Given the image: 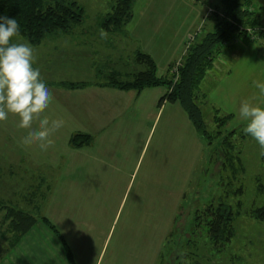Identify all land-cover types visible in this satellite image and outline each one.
<instances>
[{"label": "rangeland", "instance_id": "1", "mask_svg": "<svg viewBox=\"0 0 264 264\" xmlns=\"http://www.w3.org/2000/svg\"><path fill=\"white\" fill-rule=\"evenodd\" d=\"M76 1L84 7L85 18L73 32L47 37L40 44L16 37L31 45L35 66L43 77L49 83L94 81L96 72L92 65L96 69L105 62H113L115 69L125 73L143 70L135 62L136 45L124 32H107L106 38L96 39L99 20L112 11L115 0ZM141 5L153 14L184 16L189 27L195 24L192 31L199 29L200 35L211 31L216 15L223 17L217 11L220 0H137L134 12ZM240 30L245 31L247 38L237 37L234 48L224 49L216 56L197 95L206 104L208 129L214 136L222 130L211 143L199 135L180 107L167 103L157 119L155 114L143 125L137 121L138 115L133 116L129 128L120 134L123 146L131 150L126 168H115L120 172L101 178L100 184L80 183L76 178L63 177L60 169L52 166L42 168L54 171V175L38 174L32 165L34 152L25 149L23 153L26 145L20 143L18 118L9 114L7 120L0 121V256L15 235L6 215L10 208H22L37 218H50L66 238H75L74 233L83 229L94 259L106 243L103 264L109 260L113 264H264V212L255 215L264 208V155L256 141L244 134L246 122L238 116L239 103L253 100L257 94L253 81L264 80V22ZM91 37L94 43L90 41L89 47L81 45V41ZM194 38L190 44L197 39ZM232 50L240 53L238 58L241 54L248 56L250 66H246V61L244 65L241 60L235 62ZM179 64L171 69L175 80L179 77ZM253 102H264V98ZM217 108L220 116L230 113L234 118L225 126L216 125L212 116ZM233 130H238L235 136L230 134ZM226 136L232 146L226 143ZM238 152L245 163L239 167L236 159L235 173L227 158H235ZM19 157L23 159L21 164ZM42 185V191L48 194L43 200L32 195ZM23 195L26 198L22 199ZM221 199L233 204L234 209L238 202L242 204L236 213L235 235L230 241L215 245L209 240L205 212ZM76 218L78 224L74 226ZM171 218L175 226L166 236ZM163 240L166 245L158 258V243L162 245Z\"/></svg>", "mask_w": 264, "mask_h": 264}, {"label": "crops", "instance_id": "2", "mask_svg": "<svg viewBox=\"0 0 264 264\" xmlns=\"http://www.w3.org/2000/svg\"><path fill=\"white\" fill-rule=\"evenodd\" d=\"M217 7L221 9V5ZM254 8L260 15L261 21L264 22V0H255ZM194 27L195 24L192 27L188 26L184 16H173L167 12L153 14L141 5L138 6L135 12L133 8V16L125 26L124 34L123 32L122 34L135 43V52L140 50L149 54L155 60L158 76L164 77L170 75L171 66H175L182 60L190 44L191 36L199 32V29L193 32ZM165 30L167 31L166 38ZM100 31L99 27L97 40L101 38ZM90 41L94 43L91 37L84 39L83 42L81 41V45L89 47L91 45ZM236 52V50L231 51L233 59H236L235 62L241 60L244 65L246 61V66H250L248 65L249 57L241 54L238 58L237 56L240 53ZM177 56L179 57L176 59ZM87 66L90 67V64H87ZM91 69L96 72L94 81L61 80L50 82L52 101L49 108L45 110L44 115H48L50 118L63 119L64 126L53 133L51 137L53 144L47 151H42L37 144H28L24 149L22 148L23 153L26 151L25 149L34 152L32 165L38 169V174L47 175L46 173H49L54 175V171L49 172L42 168L52 166L59 168L60 175L65 178H76L78 179L77 182L80 183L95 182L100 184L101 178H111L113 174L120 172L116 170L117 168H126L125 162L130 157L131 150L123 146L124 143L120 134L129 128L133 116L138 115L140 119L137 121L143 125L145 121L152 120L155 114L157 119L161 115V109L167 103L177 105L184 112L183 115H187L178 102L164 101L160 104L161 98L168 91L165 86L146 88L140 92L133 89H120L108 85L109 73L118 71L123 74L124 72L115 69L113 62L108 64L105 62L96 69L92 65ZM235 71L238 72V70ZM232 73L228 77L232 76ZM125 74L128 73L124 72ZM71 83L82 84L83 86L70 88L66 85ZM37 124L38 121H34L33 126H37ZM20 133L22 134V140L27 133V129H20ZM76 134L90 135L92 140L89 144L74 147L71 144V138ZM22 160H20V164L23 162ZM41 169L42 171H40ZM119 177H122L121 173H119ZM43 186L37 187L38 190H34L32 195L37 194L35 197L41 196L39 198L42 200L47 198V192L42 191ZM93 188L91 187V189ZM49 190L50 185L48 186ZM83 192L86 193L87 191L84 189ZM21 198L26 197L23 195ZM31 203L32 200L30 207ZM174 214L176 215L175 212ZM43 217H46L58 229L60 235L68 244L76 264H103L106 243L101 254L98 255L97 259H94L91 256L92 248L85 241V231L83 229L77 230L74 233L75 238L69 239L65 237V234L50 218ZM43 217L36 218L33 226L20 241L2 255L0 264H71L63 241L46 224ZM171 220L168 227H166V230H168L166 236H170V229L175 226L173 218ZM73 224L74 226L78 224L77 218L73 221ZM75 228L78 229V226ZM164 240L162 245L157 242L160 245L158 258L162 254V248L166 245L165 242H168V239ZM105 242H107V239ZM107 264H113V262L109 260ZM141 264L145 263L142 262Z\"/></svg>", "mask_w": 264, "mask_h": 264}, {"label": "trees", "instance_id": "3", "mask_svg": "<svg viewBox=\"0 0 264 264\" xmlns=\"http://www.w3.org/2000/svg\"><path fill=\"white\" fill-rule=\"evenodd\" d=\"M136 1L115 0L112 11L99 20V27L106 32H124L125 26L133 16ZM254 1L220 0L221 9L217 11L222 12L223 17L216 15L217 19L211 31L202 35L197 32L193 36L197 39L194 38L196 40L188 46L180 61L177 80L171 74L174 65L170 68V75L158 76L155 60L149 54L136 50L135 62L142 65L144 69L125 75L118 71H112L107 78L108 85L125 90L133 89L138 92L146 88L165 86L168 91L161 98L160 104L164 101L180 103L199 135L211 143L213 137L222 134V130H218L214 136L208 129L205 120L206 109L204 108L206 104L199 101L200 97L197 95L200 90L202 91L201 86L208 72L214 67L216 56L221 54L224 49L234 48L233 42L238 39L237 37L247 38L245 31L240 30L241 27H256L260 24V15L254 8ZM0 16L15 18L19 24L18 36L24 37L32 44H40L47 37L66 34L80 27L85 18V9L76 0H0ZM263 36L262 34L261 37ZM66 85L70 88L83 86L77 83ZM201 94L206 99V93L202 92ZM213 113L212 119L216 125L218 123L225 126L234 118V115L230 113L220 116L218 108ZM237 133L238 130L230 131L231 136H235ZM225 139L228 140V142L225 141L229 143L228 145H233L229 136H226ZM91 140L92 136L90 135L76 134L71 138V144L74 147H80L89 144ZM239 155L238 152L235 158H232V155L227 158L230 159L231 168L235 173L237 172L236 159L240 164L239 167L242 166V163L244 166L245 163L242 162ZM234 191L239 192L238 190ZM239 204H242L241 201L235 205L234 209L233 204L221 199L209 205V211L205 213L208 216L207 232L212 244H224L233 238L236 232L234 223L237 218V210L240 209ZM258 211L255 212V215L263 213L264 208H259ZM6 217L10 220V230L15 235L5 253L20 241L37 218L34 214L21 208H10ZM43 220L63 241L69 262L76 264L68 244L58 229L46 217H43Z\"/></svg>", "mask_w": 264, "mask_h": 264}, {"label": "clouds", "instance_id": "4", "mask_svg": "<svg viewBox=\"0 0 264 264\" xmlns=\"http://www.w3.org/2000/svg\"><path fill=\"white\" fill-rule=\"evenodd\" d=\"M19 33L17 20L0 16V121L9 114L18 118L16 127L27 129L20 143L37 144L47 151L53 144L52 135L64 126L61 118L44 115L52 101L51 85L35 66L34 50L27 42L16 39ZM102 38L107 37L104 30ZM257 94L253 100L239 103L238 116L246 124L242 131L256 141L264 155V80H254ZM38 121L37 126H33Z\"/></svg>", "mask_w": 264, "mask_h": 264}, {"label": "built area", "instance_id": "5", "mask_svg": "<svg viewBox=\"0 0 264 264\" xmlns=\"http://www.w3.org/2000/svg\"><path fill=\"white\" fill-rule=\"evenodd\" d=\"M193 39V36L190 38V40H192ZM179 64V63H178ZM178 64H176V65H178Z\"/></svg>", "mask_w": 264, "mask_h": 264}]
</instances>
